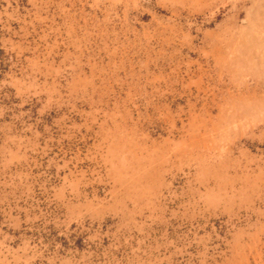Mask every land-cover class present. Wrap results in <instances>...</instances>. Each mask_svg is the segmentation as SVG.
<instances>
[{"label": "rangeland", "instance_id": "obj_1", "mask_svg": "<svg viewBox=\"0 0 264 264\" xmlns=\"http://www.w3.org/2000/svg\"><path fill=\"white\" fill-rule=\"evenodd\" d=\"M0 264H264V0H0Z\"/></svg>", "mask_w": 264, "mask_h": 264}]
</instances>
